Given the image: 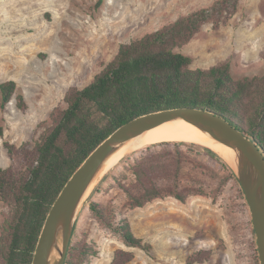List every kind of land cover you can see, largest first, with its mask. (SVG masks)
Returning a JSON list of instances; mask_svg holds the SVG:
<instances>
[{"label": "rangeland", "instance_id": "374dc122", "mask_svg": "<svg viewBox=\"0 0 264 264\" xmlns=\"http://www.w3.org/2000/svg\"><path fill=\"white\" fill-rule=\"evenodd\" d=\"M215 1L0 0V84H17L6 105L0 91V167L25 171L26 156L53 125V112L67 106L69 89L89 84L116 57L122 43ZM175 50L192 57V68L227 61L236 79L263 75L264 0H240L237 13L219 28L207 22ZM19 94L24 108L18 104ZM203 152L191 158L200 171L212 174L210 194L191 195L184 202L174 196L156 198L135 209L125 207L128 195L121 184L133 186L135 175L123 158L116 161L87 197L76 225L75 241L92 247L83 263L112 264L115 251L124 249L135 255L129 264H190L188 257L199 251L208 257L193 264H256V235L244 192L240 184L226 181L220 156ZM91 200L109 210H123L135 234L153 245L155 255L125 245L91 210ZM14 211L13 202L0 196V264H6L4 237Z\"/></svg>", "mask_w": 264, "mask_h": 264}, {"label": "trees", "instance_id": "16d2710c", "mask_svg": "<svg viewBox=\"0 0 264 264\" xmlns=\"http://www.w3.org/2000/svg\"><path fill=\"white\" fill-rule=\"evenodd\" d=\"M239 1L216 0L153 33L122 43L116 57L89 84L69 89L67 106L53 112V125L26 156L25 171L0 167V196L15 206L4 237L6 264L32 263L47 214L65 183L105 138L141 114L180 106L212 110L264 150V74L236 79L227 61L209 68H192V57L175 50L189 43L205 23L212 22L219 28L237 13ZM16 90L14 80L0 84L3 105L11 101ZM18 100L24 108L22 94ZM3 134L0 125V136ZM8 147L14 153V147ZM204 149L217 157L201 144L173 140L150 143L125 158L126 154L122 155L116 164L123 158L136 178L131 187L121 182L128 195L125 207H143L167 196L184 202L191 195L210 194L207 188L212 174L200 171L202 167L191 158L201 156ZM221 163L226 181L239 184L227 163L222 159ZM239 190L243 194L242 188ZM90 208L125 245L155 255L153 245L135 234L123 210L106 209L95 200L90 201ZM75 238L76 228L66 264H84L83 259L92 251L89 244ZM207 257L205 251H199L188 257V263ZM134 258L133 252L117 249L112 264H129Z\"/></svg>", "mask_w": 264, "mask_h": 264}, {"label": "water", "instance_id": "95a60500", "mask_svg": "<svg viewBox=\"0 0 264 264\" xmlns=\"http://www.w3.org/2000/svg\"><path fill=\"white\" fill-rule=\"evenodd\" d=\"M187 118L216 142L233 150L223 161L235 174L250 208L260 264H264V150L243 130L212 110L180 106L141 114L115 129L75 170L49 210L31 264H66L74 231L86 199L108 170L107 162L131 139L163 123ZM207 147V146H206Z\"/></svg>", "mask_w": 264, "mask_h": 264}, {"label": "bare ground", "instance_id": "6f19581e", "mask_svg": "<svg viewBox=\"0 0 264 264\" xmlns=\"http://www.w3.org/2000/svg\"><path fill=\"white\" fill-rule=\"evenodd\" d=\"M170 140L195 142L210 147L226 161H229L233 156V150L228 145L216 142L190 119L182 118L154 126L135 136L109 159L106 170L113 168L116 165L113 164L127 150H136L150 143Z\"/></svg>", "mask_w": 264, "mask_h": 264}]
</instances>
